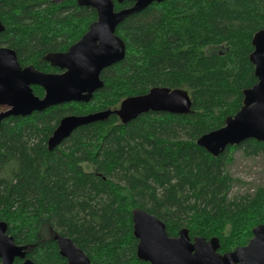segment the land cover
Returning a JSON list of instances; mask_svg holds the SVG:
<instances>
[{
	"label": "trees",
	"instance_id": "1",
	"mask_svg": "<svg viewBox=\"0 0 264 264\" xmlns=\"http://www.w3.org/2000/svg\"><path fill=\"white\" fill-rule=\"evenodd\" d=\"M131 5L115 0L116 10ZM97 19V10L78 0H0V45L16 50L23 66L60 72L46 55L68 50ZM261 29L264 0L154 2L118 25L126 56L103 70L104 86L90 102L2 121L0 221L34 264H67L56 232L96 264H151L137 255L139 208L162 219L170 236L188 228L192 239L219 238L221 253L250 241L264 224V186L253 196H232L228 166L236 149L264 154V141L247 139L214 156L197 139L224 126L258 81L250 55ZM155 86L188 89L191 112L150 111L127 124L112 114L49 150L64 116L114 110ZM33 88L44 96L41 86Z\"/></svg>",
	"mask_w": 264,
	"mask_h": 264
},
{
	"label": "water",
	"instance_id": "2",
	"mask_svg": "<svg viewBox=\"0 0 264 264\" xmlns=\"http://www.w3.org/2000/svg\"><path fill=\"white\" fill-rule=\"evenodd\" d=\"M116 1L121 4L133 1V5L116 10L115 0H78L80 6L95 8L98 19L68 50L46 55V60L60 72L23 66L16 50L0 45V107H7L0 111V124L9 116H28L62 103L91 101L94 93L104 86L103 70L126 56V43L116 33L118 25L152 3L164 0ZM4 30L0 21V33ZM252 43L254 50L250 59L258 81L244 91L243 106L228 117L224 126L197 139L214 156L247 139L264 141V29L255 33ZM35 85L44 89V96L34 92ZM192 106L188 89L155 86L147 93L126 97L114 110L64 116L49 137L48 148L54 150L80 126L107 120L112 114L127 124L150 111L189 114ZM133 227L138 239V258L151 264H264V224L253 229V237L246 245L225 253L219 251V238L196 236L192 239L188 228L180 230L177 236H170L166 223L143 208L134 211ZM54 240L67 264H96L72 238L56 232ZM17 258L23 260L22 264H34L27 258L26 247L16 243L8 232L7 222L1 220V264H14Z\"/></svg>",
	"mask_w": 264,
	"mask_h": 264
},
{
	"label": "rangeland",
	"instance_id": "3",
	"mask_svg": "<svg viewBox=\"0 0 264 264\" xmlns=\"http://www.w3.org/2000/svg\"><path fill=\"white\" fill-rule=\"evenodd\" d=\"M5 108L7 107H0V111ZM228 168L234 178L232 196L245 194L253 196L259 187L264 186V154L248 156L242 150L236 149L234 160Z\"/></svg>",
	"mask_w": 264,
	"mask_h": 264
}]
</instances>
